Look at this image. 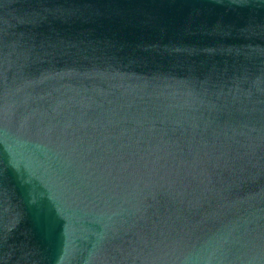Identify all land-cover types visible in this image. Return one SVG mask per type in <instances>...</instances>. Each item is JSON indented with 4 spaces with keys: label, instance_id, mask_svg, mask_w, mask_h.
<instances>
[{
    "label": "water",
    "instance_id": "95a60500",
    "mask_svg": "<svg viewBox=\"0 0 264 264\" xmlns=\"http://www.w3.org/2000/svg\"><path fill=\"white\" fill-rule=\"evenodd\" d=\"M0 264H264V0H0Z\"/></svg>",
    "mask_w": 264,
    "mask_h": 264
}]
</instances>
